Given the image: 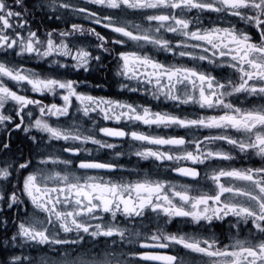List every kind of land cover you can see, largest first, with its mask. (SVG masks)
Returning a JSON list of instances; mask_svg holds the SVG:
<instances>
[{"label": "snow or ice", "instance_id": "6c2138e0", "mask_svg": "<svg viewBox=\"0 0 264 264\" xmlns=\"http://www.w3.org/2000/svg\"><path fill=\"white\" fill-rule=\"evenodd\" d=\"M0 55V264H264V0H0Z\"/></svg>", "mask_w": 264, "mask_h": 264}, {"label": "flooded vegetation", "instance_id": "af4514ba", "mask_svg": "<svg viewBox=\"0 0 264 264\" xmlns=\"http://www.w3.org/2000/svg\"><path fill=\"white\" fill-rule=\"evenodd\" d=\"M135 19H139L138 17H134ZM47 26L49 28L52 27H59L62 28L64 27L63 24H61L58 21H48L46 22ZM83 23L85 24L86 27H90L92 25H89L87 21H83ZM97 31H100L102 34L106 33L107 30L100 28L99 26H95ZM91 39V38H88ZM157 56L158 59H160L161 61H170L171 57L168 56L165 53H153ZM0 59H3V55H0ZM111 58H106L104 60V64L106 65V67H102L99 69H94L91 70L87 73L83 72V70L76 72V71H71V72H67V78H71V79H76L78 81H84L85 83L81 84L80 88L78 89L79 91H84L87 92L91 95L94 96H104V97H109V98H114V99H122V100H128V101H134L136 103H141V104H146V106H154V107H158V108H162V109H168L169 106L168 105H164V104H160L157 105L156 102H150L149 103V98L144 97L140 94L137 93H131V92H121L119 90V83H120V78L115 76V66H114V62L109 63ZM9 60L12 63H15L19 66L22 67H27V68H31L34 69L35 71L41 73V74H45L47 73L49 70L47 68V63L44 61H27V60H23L20 58H15V57H9ZM62 73L65 72V70L61 69L60 70ZM101 85V87H96V85ZM27 95H29L30 97L35 96L36 98H40V99H45L43 97H39L37 94L31 93L30 91L26 93ZM51 97H47L45 99V102H48L49 100H51ZM186 114H191V112L189 111V113ZM107 124L110 127H123V124L120 125H116L112 122H104L102 120L98 121L97 126H99L100 124ZM87 126V125H86ZM140 130H144V131H148L147 128H145L144 126H139ZM163 131V130H162ZM184 130H177L178 134H183ZM103 139L106 140H110L111 142L117 143V144H123L122 141L119 140H113L112 138H106V137H101ZM88 147H93L91 145H89ZM124 147L127 148V145L124 144ZM213 147H216V145H214ZM227 146L225 145V148ZM13 149L14 151L18 150V149H22L24 152V155L27 156L29 155L30 151H32V144L31 141H29L26 137L23 136L22 133L20 132H15L13 133ZM116 151V150H100L99 153H93V155L97 158V159H102V160H112L115 157L112 155V153ZM119 162L122 163L126 168L128 169H132V168H141L143 169L144 173H148L150 170L154 171V165L151 164V162L149 161H137V158L135 157H123L119 159ZM239 163V162H237ZM201 168H203L204 166L201 165L199 166ZM128 178H134V177H128ZM176 179H182L179 177H176ZM191 182V181H189ZM9 217L11 216V214H8ZM176 227H184L183 225H177L176 222L174 221L172 225H169V228L172 230H175ZM12 225H9V229H8V234L10 235L12 232ZM217 233L219 234L220 232H224L227 233V224L223 225V227H218L216 229ZM35 253V250H34ZM41 255H46V253L44 251L40 252Z\"/></svg>", "mask_w": 264, "mask_h": 264}]
</instances>
